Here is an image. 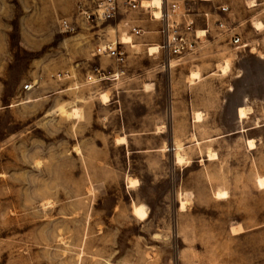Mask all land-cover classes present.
<instances>
[{
    "label": "rangeland",
    "instance_id": "rangeland-1",
    "mask_svg": "<svg viewBox=\"0 0 264 264\" xmlns=\"http://www.w3.org/2000/svg\"><path fill=\"white\" fill-rule=\"evenodd\" d=\"M167 1L198 37L176 57L142 14L136 37L90 0H0V264H264V0ZM122 35V67L93 56Z\"/></svg>",
    "mask_w": 264,
    "mask_h": 264
},
{
    "label": "built area",
    "instance_id": "built-area-1",
    "mask_svg": "<svg viewBox=\"0 0 264 264\" xmlns=\"http://www.w3.org/2000/svg\"><path fill=\"white\" fill-rule=\"evenodd\" d=\"M160 17L155 18L152 14V7L149 4V0H90V4L85 8L82 4L77 6V16H81L86 22H91L94 26L116 23L118 26L121 22L125 21V26L129 27L132 36H140L141 30L138 26L132 25L135 23V14H142L148 16L150 20L157 21L161 24L160 34L163 39L161 43L157 45V51H165L168 55L180 56L186 51L190 50L195 45V40L198 39L194 34L192 38L187 39L185 33L179 30L176 22H171L170 14H174L178 8L179 3L168 4L167 0H161ZM206 2L204 0H200ZM147 3V4H146ZM186 2H182V7L186 10ZM219 11L225 12V7L218 8ZM60 28L63 32H73L75 27L71 22L67 20L60 21ZM193 26V22H189L186 28ZM221 26V25H220ZM222 27V26H221ZM194 37V39H193ZM233 44L239 42V38L236 35L231 37ZM107 56L114 61L117 66H123L125 61L124 44L117 40L112 43L98 44L94 48L93 56ZM96 73H99V69H95ZM25 91H30L32 86L30 84L23 86Z\"/></svg>",
    "mask_w": 264,
    "mask_h": 264
},
{
    "label": "bare ground",
    "instance_id": "bare-ground-1",
    "mask_svg": "<svg viewBox=\"0 0 264 264\" xmlns=\"http://www.w3.org/2000/svg\"><path fill=\"white\" fill-rule=\"evenodd\" d=\"M204 1H210V0H204ZM161 0H149V4L151 5V7H152V14L154 15V17L155 18H159L160 17V8H161ZM251 3H252V1H251ZM147 4V3H146ZM249 5V4H248ZM251 6L253 7V6H255L253 3L251 4ZM255 26L254 27H256V28H260L261 27V23H253ZM262 28V27H261ZM203 33V32H202ZM120 40V42L122 43V44H132V41H131V37L130 36H128V35H122L121 36V38L119 39ZM131 47H133V45H131ZM149 52L150 53H154V52H157V46H154V47H151L150 49H149ZM226 62V61H225ZM224 62V63H225ZM225 65V64H224ZM228 68V64L226 63V65L225 66H222L221 67V71L223 72V73H225V70ZM222 74V73H221ZM190 78H191V80H194V79H196V78H198V72H191V74H190ZM197 80V79H196ZM147 89V88H146ZM145 89V90H146ZM147 92V91H146ZM99 99H100V101L103 103V104H105V103H107L108 102V96H107V94L106 93H104V94H101L100 95V97H99ZM247 112H249V111H247ZM63 114H65L67 117H71V118H73V119H80V117H81V111H80V109L79 108H72V109H70V111H68L67 110V112L66 111H63ZM64 115V116H65ZM245 116H247L246 115V110L244 109V108H239L238 109V118H240V119H242V118H245ZM193 119H194V121L195 122H200L201 121V114L200 113H194L193 114ZM158 130V129H157ZM158 132V131H157ZM116 139V138H115ZM116 143L117 144H124L125 143V139L123 138V137H120V138H118L117 137V139H116ZM247 144V143H246ZM248 146L249 147H252V143L250 142V141H248ZM247 146V147H248ZM179 150H180V148H178ZM177 151V150H176ZM179 152V151H178ZM181 154V153H180ZM209 155V154H208ZM213 155V154H212ZM212 155H209V157H211ZM175 159H176V163H181L184 159L176 152V155H175ZM257 179V184L262 188V186L264 185V180L263 179H261V178H256ZM129 185L130 186H135L136 185V181L135 180H129ZM258 186V187H259ZM214 196H216L217 198H219V199H225V197H226V192H224V191H217L216 193H215V195ZM184 203L183 202H181L180 203V208L181 209H183L184 208ZM133 213H134V215L137 217V218H139L140 220H143L144 218H145V216H146V213H145V211H144V209H143V207H141V206H135L134 207V209H133ZM238 230H240V227H237V228H232V232H236V231H238Z\"/></svg>",
    "mask_w": 264,
    "mask_h": 264
}]
</instances>
